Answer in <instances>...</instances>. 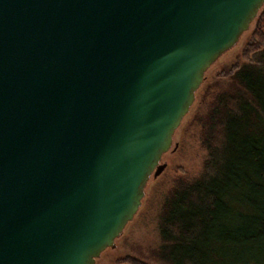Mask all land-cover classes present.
Wrapping results in <instances>:
<instances>
[{
    "label": "water",
    "instance_id": "obj_1",
    "mask_svg": "<svg viewBox=\"0 0 264 264\" xmlns=\"http://www.w3.org/2000/svg\"><path fill=\"white\" fill-rule=\"evenodd\" d=\"M263 3L0 0V264H95L114 247Z\"/></svg>",
    "mask_w": 264,
    "mask_h": 264
},
{
    "label": "trees",
    "instance_id": "obj_2",
    "mask_svg": "<svg viewBox=\"0 0 264 264\" xmlns=\"http://www.w3.org/2000/svg\"><path fill=\"white\" fill-rule=\"evenodd\" d=\"M204 117L203 171L163 202L158 256L169 264H264V3ZM126 264H146L131 256Z\"/></svg>",
    "mask_w": 264,
    "mask_h": 264
},
{
    "label": "rangeland",
    "instance_id": "obj_3",
    "mask_svg": "<svg viewBox=\"0 0 264 264\" xmlns=\"http://www.w3.org/2000/svg\"><path fill=\"white\" fill-rule=\"evenodd\" d=\"M248 40L249 33L244 32L236 45L222 54L205 72L193 104L173 133L172 147L162 156L164 169L156 177H150L133 219L115 239V246L105 249L95 264H126L117 260L126 256L146 264H169L158 256L162 244L158 223L163 202L180 181L191 180L203 171L206 150L201 144L200 118L205 116L214 95L232 86L230 76L221 77L219 74L236 60L242 61L240 54ZM174 144H177L176 148H173Z\"/></svg>",
    "mask_w": 264,
    "mask_h": 264
}]
</instances>
